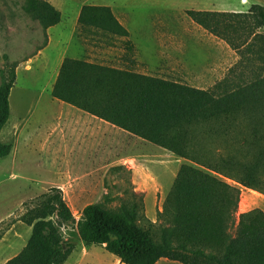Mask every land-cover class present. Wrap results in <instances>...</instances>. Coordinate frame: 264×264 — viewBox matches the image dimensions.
Wrapping results in <instances>:
<instances>
[{
  "label": "trees",
  "instance_id": "trees-1",
  "mask_svg": "<svg viewBox=\"0 0 264 264\" xmlns=\"http://www.w3.org/2000/svg\"><path fill=\"white\" fill-rule=\"evenodd\" d=\"M23 9L45 31L62 20L61 11L48 0H24ZM188 15L239 54H248L249 64L239 61L213 87L200 89L130 68L66 57L51 92L191 162L181 165L158 213L159 223L142 224L143 198L118 208L88 204L76 219L63 190L51 187L25 204L19 220L32 227V235L5 264H65L73 245L64 230L74 227L86 246H104L122 264H157L161 259L264 264V211L239 212L241 187L264 194V35L256 33L243 42L232 35L240 25L264 27V5L253 4L247 13L189 10ZM79 24L129 36L109 6L84 5ZM127 46L133 44L128 41ZM15 69L16 64L2 71L0 136L11 115ZM12 150V144L0 140V159Z\"/></svg>",
  "mask_w": 264,
  "mask_h": 264
},
{
  "label": "rangeland",
  "instance_id": "rangeland-1",
  "mask_svg": "<svg viewBox=\"0 0 264 264\" xmlns=\"http://www.w3.org/2000/svg\"><path fill=\"white\" fill-rule=\"evenodd\" d=\"M48 1L61 11L62 20L57 26L66 27L64 38L71 42L53 39L48 44V30L23 9L24 0H0V83L2 71H8L14 64L17 75L10 94L11 115L0 136L3 143L13 145L12 153L0 159V264L19 254L32 235V227L19 220L26 210L25 204L51 187L63 190L76 219L88 204L104 203L109 208H118L143 198L142 224L148 225V222L159 223L158 213L163 210L181 165L191 163L119 131L113 151L101 149L100 155L89 156L93 160L87 165L94 169H88L87 165H84L87 169H78V160L83 157L79 144L83 140L68 137L62 142L59 134L49 132L58 118L72 119L58 101H53L51 94L67 47L69 54L82 59L130 68L192 87L211 88L239 61L249 64L248 54H239L227 40L207 31L188 15L203 0ZM243 1L244 10L230 13H247L253 4L264 5V0ZM97 3L109 4L121 15L131 29L128 37L79 24V36L71 38L69 32L77 8ZM238 29L232 35L240 42L254 39L256 33L264 35V27L242 29L240 25ZM96 31L103 37L98 41L95 38L97 44H94L95 40H90L92 34L88 33ZM128 41L133 44L131 49ZM88 46L97 47L95 57L86 56L91 50ZM241 189L239 212L255 208L264 211L263 193ZM64 232L66 241L73 245L65 264H122L104 246H86L76 227ZM157 264L181 263L161 259Z\"/></svg>",
  "mask_w": 264,
  "mask_h": 264
},
{
  "label": "crops",
  "instance_id": "crops-1",
  "mask_svg": "<svg viewBox=\"0 0 264 264\" xmlns=\"http://www.w3.org/2000/svg\"><path fill=\"white\" fill-rule=\"evenodd\" d=\"M243 2H244L243 0H203V2H201L202 4L198 3V5H196V7L193 9L203 10V11H213V12H238V11L244 10ZM93 5L111 7L118 21L122 24V26L128 29V31L131 33V29L128 23L121 18V15H119L112 6L106 3H97ZM82 8L83 6L77 8L75 20L73 22V27H72V30L69 32L71 38L73 39L77 35L79 36V17H80ZM190 10H192V8ZM65 29H66L65 26L58 27L56 25V26L50 27L48 29V35L50 38V41L48 44H50L53 41V39L59 40L60 42H63V43L71 42V40L66 41L64 38L65 31H66ZM99 33L98 32L88 33V35L92 34V37H90V40L94 41L95 38H98L97 41L100 40V38L103 37V35ZM97 41L95 40L94 44H97ZM88 47H90L91 50L89 54L86 56H91L92 58L95 57V49H97V47L95 48L92 46H88ZM69 49L70 48L67 47L66 51H63L65 52V56L62 59V62L66 57L82 59L81 58L82 56L77 57L75 54H69ZM81 51H84V50H81ZM61 64L59 68L57 69V76H58ZM196 88L207 89L208 87L197 86ZM52 99L54 102L58 101V103L62 105V108L68 111L67 115L71 117L72 119L68 118L67 120H64V117L58 118L57 119L58 123L54 125L49 130V132L53 134H59L60 138L62 139V142H65L68 139V137L73 138V139L77 138L78 141L83 140V143L79 144L81 146L80 150H81V154L83 157L78 160L77 164H80V167H78V169L84 167V165H87L88 162L89 163L92 162L93 158L89 156L100 155L101 149H108V150L111 149V151H113L116 146L115 136H116V133L119 131L124 136L130 135L140 141H145L144 139L138 136H135L122 128L117 127L116 125L110 123L109 121H106L70 103L56 99L53 96H52ZM78 141H77V144H78ZM135 141H136L135 143H140L137 140ZM87 167L88 169L90 168L91 170L94 169L92 166L89 167L87 165ZM87 167H84V169H87ZM242 211L245 212L246 210L242 209Z\"/></svg>",
  "mask_w": 264,
  "mask_h": 264
}]
</instances>
